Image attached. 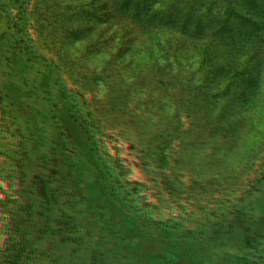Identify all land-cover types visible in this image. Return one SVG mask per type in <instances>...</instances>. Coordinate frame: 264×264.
<instances>
[{
  "label": "trees",
  "instance_id": "obj_1",
  "mask_svg": "<svg viewBox=\"0 0 264 264\" xmlns=\"http://www.w3.org/2000/svg\"><path fill=\"white\" fill-rule=\"evenodd\" d=\"M185 3L0 0V264H264V11ZM180 182L224 241L151 226Z\"/></svg>",
  "mask_w": 264,
  "mask_h": 264
},
{
  "label": "rangeland",
  "instance_id": "obj_2",
  "mask_svg": "<svg viewBox=\"0 0 264 264\" xmlns=\"http://www.w3.org/2000/svg\"><path fill=\"white\" fill-rule=\"evenodd\" d=\"M120 129H118V133H123L124 135L129 134V132H131V128L127 127V124L124 125V128L119 127ZM114 133V132H113ZM110 137L112 138H103V140L106 139V141L110 140V143H113V145L117 144L116 146H118V141H120V137L118 136V138H116L113 134L110 135ZM102 138H100L101 140ZM108 142H105V145H108ZM131 147V146H130ZM132 149L134 150L131 151V149L129 148L128 151H126L125 153H123L122 158L119 156H112V164H116L118 161V163L121 164V166L125 165L124 161L127 162L128 164H130L131 162L134 161V159H136L135 157H140L142 156V147L141 146H136V143L132 144ZM159 151V150H158ZM143 157V156H142ZM121 158L122 161L119 159ZM201 186L205 187V185H203V183H201L198 188H201ZM177 190H180V193H178V200H176V197L171 198V201H173V206L171 205H166V202H163L164 207H162V205H159L160 210L157 211L156 210V218L152 220V224L151 226L157 227L158 232L163 228V223L166 224V218L167 219V223L169 222V226L165 227V228H176L178 225L182 226V230L185 232L186 235V241H182L184 242L183 244H179L178 246H175L174 248H204L206 249L207 246L203 247L200 243L202 238L207 239V237L209 236L208 234H213L214 231H216L214 228H212L211 230H209V226L210 223L217 227V231L215 233V238L216 241H224L222 240V238L224 237V234L222 233L221 230L224 229V226H226L227 224V220L225 219V215L230 214V208H225L226 206H224L223 204L219 203V201H217V199L213 198L212 196H210L208 198L209 201H207L208 203L204 202L201 205L199 204V202H197L198 198L197 195H194L193 197H189L188 193L185 195L186 190L183 188V184L182 182H180L179 187L177 188ZM123 194H125V190H123L122 192ZM180 195V197H179ZM180 199V200H179ZM189 199V201H187ZM146 204V203H145ZM140 210H138V212L135 214L136 217H133L132 220L134 221V223H139L138 225L141 226L140 229H137L135 231H137V233H135L133 235V238L136 239L138 242H144V240L146 239V234L148 235V228H146V212H149L147 209H149V207L146 209V205L143 207L139 208ZM244 210L245 215L248 212H251L252 214H257L256 209H249L248 207H243L241 209V211ZM136 212V211H135ZM158 213V214H157ZM171 214V215H170ZM258 215V214H257ZM169 216V217H168ZM172 217V218H170ZM226 221H225V220ZM151 223V222H150ZM184 226V227H183ZM151 230V228H150ZM214 230V231H213ZM163 232V230L161 231ZM213 239L214 236H211ZM209 238V237H208ZM219 240H218V239ZM226 241V240H225ZM229 241V239H228ZM226 241V243L223 245V243H220V247L221 248H214V246H211L213 249L222 251V252H226L229 253V250H232L233 247L230 246L232 245L231 242ZM196 243V244H195ZM146 244V243H144ZM195 245V246H194ZM145 246V245H144ZM240 249H245L248 254H251V252H255L257 250H259V248H240ZM222 261V260H221ZM222 262H216V264H220ZM224 263V262H223Z\"/></svg>",
  "mask_w": 264,
  "mask_h": 264
},
{
  "label": "clouds",
  "instance_id": "obj_3",
  "mask_svg": "<svg viewBox=\"0 0 264 264\" xmlns=\"http://www.w3.org/2000/svg\"><path fill=\"white\" fill-rule=\"evenodd\" d=\"M185 8L189 7V0H186V3L184 4ZM33 11V9H28V12L31 13ZM262 61H264V56H262Z\"/></svg>",
  "mask_w": 264,
  "mask_h": 264
},
{
  "label": "flooded vegetation",
  "instance_id": "obj_4",
  "mask_svg": "<svg viewBox=\"0 0 264 264\" xmlns=\"http://www.w3.org/2000/svg\"><path fill=\"white\" fill-rule=\"evenodd\" d=\"M259 6L263 9L264 11V0H257Z\"/></svg>",
  "mask_w": 264,
  "mask_h": 264
}]
</instances>
